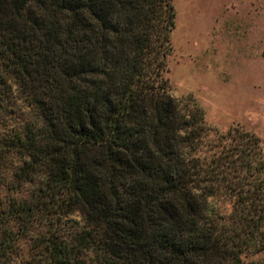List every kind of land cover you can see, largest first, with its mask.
Returning <instances> with one entry per match:
<instances>
[{
    "label": "trees",
    "instance_id": "1",
    "mask_svg": "<svg viewBox=\"0 0 264 264\" xmlns=\"http://www.w3.org/2000/svg\"><path fill=\"white\" fill-rule=\"evenodd\" d=\"M174 27L173 0H0V264H264L260 138L171 96Z\"/></svg>",
    "mask_w": 264,
    "mask_h": 264
},
{
    "label": "rangeland",
    "instance_id": "2",
    "mask_svg": "<svg viewBox=\"0 0 264 264\" xmlns=\"http://www.w3.org/2000/svg\"><path fill=\"white\" fill-rule=\"evenodd\" d=\"M171 96L191 94L221 132L255 133L264 154V0H173ZM73 218L79 219V214ZM253 259L264 262V250Z\"/></svg>",
    "mask_w": 264,
    "mask_h": 264
}]
</instances>
